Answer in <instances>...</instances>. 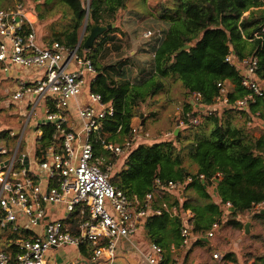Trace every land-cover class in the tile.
<instances>
[{"label": "trees", "instance_id": "obj_1", "mask_svg": "<svg viewBox=\"0 0 264 264\" xmlns=\"http://www.w3.org/2000/svg\"><path fill=\"white\" fill-rule=\"evenodd\" d=\"M11 1L0 0V7H11L8 5ZM59 1L71 10L72 24L49 41L42 40L59 41L71 47L77 42L84 24L87 31L95 24H112L127 0ZM36 15L41 18V14ZM160 17L166 27L162 30L163 36L149 47L153 53L149 72L134 75L126 62H103L111 51L121 47V40L115 41L114 36L105 37L106 32L85 52L97 71L90 84L91 90L100 93L103 100L114 107L113 115L101 121V133L107 134V141L122 143L130 138L133 118L139 116L143 106L154 103V96L166 88L170 78L179 81L182 87L183 112L212 104L219 93L217 84L222 81H230L233 85L228 93L229 101L248 94L249 90L241 85L239 68L224 60L229 51L238 60L257 57L255 72L264 79V0H176L175 7H165ZM106 31L112 33L115 29L111 27ZM108 39L112 40L109 45ZM185 44L190 46L177 52ZM194 92H199L201 97L194 100ZM236 118L242 119L241 124L233 123ZM203 119L198 125H185L193 129L191 136L184 137L187 142H181L183 138L178 132L172 139L137 144L123 156L120 168L109 174L112 185L129 198L140 200L153 190L155 178L163 182H184L191 176L192 181L187 182L180 193L192 188L205 200L203 205H194L187 198L180 202L178 195L171 197L168 193L161 199L154 197L153 205L166 202L175 205L180 213L190 208L193 212L189 219L191 232L198 234L195 244L206 243L201 235L219 217L225 202L231 203L227 223L243 228L246 221L243 220L244 211L253 203L264 201V125L259 124L262 132L258 136L251 134L252 128L258 125H255L257 120L264 121L262 99L257 97L247 109L225 107ZM248 121L251 123L247 126ZM207 123L210 124L208 134L202 129ZM142 126L143 123L138 129ZM41 129L36 155H41L46 146L54 142V125L47 123ZM93 150L94 154L104 157L105 163L114 164L117 156L106 151L99 141L93 143ZM110 155L115 158L110 159ZM199 175L203 177L199 178ZM212 194L216 196L215 200ZM253 217L264 225L263 211L253 212L247 220ZM76 220H72V225ZM181 220L179 214L170 215L163 211L147 218L139 228L148 242L163 248L165 264L172 262L171 247L181 245ZM31 234L21 229L8 233L7 238L14 243ZM0 245L6 248L7 239ZM79 251L89 258L93 247L83 245Z\"/></svg>", "mask_w": 264, "mask_h": 264}, {"label": "built area", "instance_id": "obj_2", "mask_svg": "<svg viewBox=\"0 0 264 264\" xmlns=\"http://www.w3.org/2000/svg\"><path fill=\"white\" fill-rule=\"evenodd\" d=\"M36 23V15L22 3L0 7V72L15 82L12 87L0 85V106L14 102L27 105L24 128L33 117L31 138L36 141L33 150L27 145L25 151L19 152L23 140L20 133L14 151L9 154L5 137L17 133L11 130L0 136V244L8 241L6 248L0 245V264H46L51 248L79 249L83 245L93 247L86 264H112L120 242L132 243L131 238L141 224L163 211L179 214L180 246H188L198 237L191 232L189 219L193 214L189 210L180 213L175 205L166 202L153 205V200L156 193L181 192L192 177L184 182L155 178L153 190L141 200L129 198L112 185L109 174L113 164L94 154L93 143L99 141L109 153L125 156L134 147L135 139L142 136L138 126H132L131 137L122 143L106 140L107 134L101 133V121L113 115L114 107L91 90L97 71L85 55L87 49H81L82 38L71 47L59 41L44 42L36 33ZM153 32L161 38L159 31ZM152 35L150 29L142 33L144 38ZM224 60L239 68L241 85L249 93L229 101L231 89L227 81L219 82V93L212 104L184 112L182 106L178 108V126L198 125L205 116L225 107L247 109L257 97L264 107V79L255 72L257 57L238 60L229 51ZM200 97L199 92L193 93L194 100ZM26 99L28 103L24 102ZM36 108L42 114L37 115ZM47 123L54 125V142L36 155L41 126ZM230 207L229 201L224 203L219 217L204 232L206 238H212L221 229ZM258 211L264 212V201L253 203L243 215ZM74 219L77 220L72 225ZM21 229L32 234L14 243L7 238L8 233ZM139 252L145 264H165L163 248L155 243L150 242L146 250ZM225 258L215 250L207 264H225ZM171 264L179 263L174 259Z\"/></svg>", "mask_w": 264, "mask_h": 264}, {"label": "rangeland", "instance_id": "obj_3", "mask_svg": "<svg viewBox=\"0 0 264 264\" xmlns=\"http://www.w3.org/2000/svg\"><path fill=\"white\" fill-rule=\"evenodd\" d=\"M85 1L87 2L88 0H84V3ZM16 3H22L35 15L36 13L41 14V18L37 17L36 15V33L39 38L44 39V41H49L55 35H59L65 29L69 28L72 24L71 10L68 8V6H66L59 0H12L8 5L12 6ZM175 5L176 0H127L124 8H121L117 12L113 20L112 24L114 25L113 28L115 29V31L112 33H107V31H105L106 33L104 32L105 34H107L104 35L105 37L114 36L115 41L116 39H120L121 47L118 50L111 51L103 59V62H126L131 66L133 74H136V67H138L140 61L144 60L141 59L142 56L145 52L148 55L147 49L150 46L156 44L159 38L156 34H154L153 30L155 31V33L159 31L162 34V30L165 27V21L160 17L161 14L164 12V8H173L175 7ZM149 29L152 31L153 35L150 38H144L142 36V33ZM88 33L89 31L86 30L84 24L79 30V38H82L84 42ZM101 39L102 35H99L95 41L98 42ZM111 41L112 40L108 39L107 44H111ZM93 45H95V43ZM132 51H137L138 55L137 53L134 54L135 56L130 54V52ZM1 73L2 72H0V85L5 83L7 87H12L15 83L14 80L3 77V74ZM227 82L229 83L230 81ZM153 101L154 103L152 105L143 106V110L141 112L142 118L137 116L132 120L133 125L136 126H139L143 123V126L139 128V132L142 136L137 137L135 139L134 147L137 144L150 143L158 139H172L173 134H177L178 132L181 133V136L183 138L181 142H187L184 137L191 136L193 129L190 128L189 125L188 127L185 125H177V118L179 116L177 112L178 108L180 109L183 101L182 87L179 81H175L170 78L167 81L166 88L156 94L153 98ZM24 102L28 103V99H26ZM27 112V105L25 106L24 104H18L17 102H14L11 105L9 104L5 106H0V136L8 135L11 130H15L17 133L16 136L11 135L10 137H5V140L8 142L7 149L9 154H12V152L14 151L20 133L23 134V140L19 152L25 151L27 145L32 148L31 150L35 148V138H31V127L34 126L33 117L24 128V123L27 118ZM35 113L37 115L42 114V112L38 108H36ZM203 120L204 119H202V121ZM241 122L242 119L238 120V118L233 121V123L236 125L241 124ZM256 124L257 123H255V125ZM250 128L252 127L250 126ZM202 129L205 130L206 134H208L210 124L207 123L203 126ZM261 132L262 130L259 127V123L251 130V134L253 136H258ZM111 157L112 156L110 155L109 158L111 159ZM123 158V156L115 158L116 160L115 162H113L114 164L112 169L110 170V174H113L120 168L121 163L123 162ZM169 196H177V191H171L169 193ZM192 199L194 200L195 198ZM213 200L215 199L213 198ZM61 213L62 210H60V215ZM253 220L254 222L250 225L251 228L248 225L247 230L251 229L248 232V235H253L250 236V240H254L257 243L255 246H253V248L250 246L247 247V244L244 243V245H241L239 249H235L236 253L234 252V254H237L238 258H241V255L242 257H245V259L252 257L259 258V256L264 255V225L258 219L253 218ZM223 229L225 231L237 229L239 231V237H241L242 241H244V227H232L230 224L227 223V221H225L223 224ZM216 236L219 237V239L227 240V238L225 237V233H219ZM223 243H226V245L233 247L232 245H230V242L224 241ZM207 249L208 252H211L214 248L211 247ZM231 250L232 249H227V251L233 252ZM85 257L87 258V256H83V254L79 253L78 250H75L71 247L63 246L55 250V257H52V262H56V264H74L79 261V263H81L82 261H84L83 259H86ZM49 259L51 258L49 257ZM236 261L239 262L238 260Z\"/></svg>", "mask_w": 264, "mask_h": 264}, {"label": "crops", "instance_id": "obj_4", "mask_svg": "<svg viewBox=\"0 0 264 264\" xmlns=\"http://www.w3.org/2000/svg\"><path fill=\"white\" fill-rule=\"evenodd\" d=\"M164 25L166 27L165 22H164ZM165 27H164V29H165ZM162 36H163V31H162ZM147 52H148V55L145 52L144 55L142 56L141 59H144V60L140 61L141 64L139 62L138 67L135 69L136 74H134V75H137V74L140 75V74H143L145 72H149V70L151 69V58L153 56V53H152L151 49L149 50V48L147 49ZM136 53L138 55L137 51L130 52V54H132V55H134ZM136 57H138V56H136ZM141 68H144V71H141ZM226 85L229 89L233 88L231 82H229V83L226 82ZM256 123L264 125V121H262V120H257ZM167 193L169 194L170 192H167ZM177 193H178L177 195L179 196L180 202L183 201V199L187 198L194 205H196V204L203 205L205 203V200L200 198L198 193L195 190H193L192 188L186 189L185 193H180V192H177ZM163 194H165V193H163ZM163 194L162 193H156L155 197L158 199H161V196ZM212 196L214 199H216V196H214L213 194H212ZM192 198H195V199L193 200ZM185 210H189L193 214V212L190 208H187ZM249 216L243 215V220L244 221L246 220L245 223L248 222V224L250 226L254 222V220H253L254 217L247 220V217H249ZM48 217H49V215H48ZM255 219H257V218H255ZM250 228H251V226H250ZM250 230L251 229H248L245 231V233H243V235L245 236L244 241H242L241 237H239V235H238L239 231L237 229L225 231L223 229V226L221 227V229L218 232H216V234L212 238H206L205 234L201 233L202 234L201 238L206 242L205 244H195L194 240H192L191 243L186 247L180 246L179 248H174L172 246L171 247V251L173 252L172 260L177 259L179 264H207V262H209V260L211 258V253L215 250H219L220 252H222L225 255V257H226V255H228L227 253H230L227 256L228 258H225V260H226L225 264H264V255L259 256V258L252 257V258L245 259V257H242V255H241V258H238L237 254L236 255L234 254V252L236 253V250L239 249V247H241V245H244V243L247 244V247L250 246L252 248H253V246L256 245L257 242H255L254 240H250V236H253V235H248V232ZM219 233H222V234L225 233V237L227 238V240L219 239V237L216 236ZM136 234H135L136 239L134 238V236L131 238L132 243H130L128 241L120 242V245L117 248L118 254H117L116 258L112 261V264H145L144 259L141 256V253L139 252V250H146L148 248V245L150 244V242H148L145 239L143 230H139ZM224 241L230 242V245H232L233 247L226 245V243H223ZM219 244H221V245H219ZM216 246H219V247H216ZM211 247L214 249L211 252H208L207 248H211ZM263 247H264V245H263ZM59 248H61V247H59ZM71 248H74V247H71ZM56 249H58V248H51L47 252L46 264H56V262H52V257H55V250ZM74 249L79 251L78 248H74ZM227 249H232L231 251H233V252L227 251ZM79 253H80V251H79ZM49 257L51 259H49ZM87 259L88 258L83 259L84 261H82L81 263H79V261H78L74 264H86ZM236 260H238L239 262H237ZM66 264H73V263H66Z\"/></svg>", "mask_w": 264, "mask_h": 264}, {"label": "water", "instance_id": "obj_5", "mask_svg": "<svg viewBox=\"0 0 264 264\" xmlns=\"http://www.w3.org/2000/svg\"><path fill=\"white\" fill-rule=\"evenodd\" d=\"M113 26H114L113 24H109V25H97V24H95V25H92L90 30H89L87 37L85 38V40L83 42L84 48L89 50L92 47L93 42L96 40V38L99 35H101L103 32H105L108 28H111ZM189 46H190L189 44H185V45L181 46L177 50V52H180L183 49L188 48ZM139 117L142 118V113L139 114ZM177 125H178V123H177ZM24 164L27 167V157L26 156L24 157ZM248 225H249L248 222L244 224L245 231L247 230Z\"/></svg>", "mask_w": 264, "mask_h": 264}]
</instances>
